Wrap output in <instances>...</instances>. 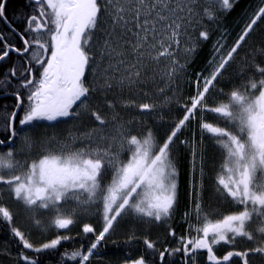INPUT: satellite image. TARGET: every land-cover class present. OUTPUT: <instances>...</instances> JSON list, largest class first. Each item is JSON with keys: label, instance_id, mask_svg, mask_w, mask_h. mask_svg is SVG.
Returning a JSON list of instances; mask_svg holds the SVG:
<instances>
[{"label": "snow or ice", "instance_id": "obj_1", "mask_svg": "<svg viewBox=\"0 0 264 264\" xmlns=\"http://www.w3.org/2000/svg\"><path fill=\"white\" fill-rule=\"evenodd\" d=\"M9 3L0 264H264V0Z\"/></svg>", "mask_w": 264, "mask_h": 264}, {"label": "trees", "instance_id": "obj_2", "mask_svg": "<svg viewBox=\"0 0 264 264\" xmlns=\"http://www.w3.org/2000/svg\"><path fill=\"white\" fill-rule=\"evenodd\" d=\"M19 3H22V0H10L9 10L11 11V9ZM256 3H258V0H240V4L236 8V11L232 13V16L229 18L228 22L234 23L238 19V17L240 16L241 12L244 9L248 8V6L250 4L254 5ZM249 11H251V9H249ZM207 48H208V46L205 45L204 51L201 53L200 57L197 58V62L193 65V68H198L200 63L203 62V58L206 57ZM8 100H9V98H6V102H8ZM186 135H188V134L186 133ZM187 170H188L187 158H182V160H181V174H180L181 197H180L179 207L177 209L176 215H175L174 220H173L174 226L180 223V216L185 211V207H186V203H187V197H186ZM177 232H178V234H180L179 228L177 229ZM157 233H160L162 235L163 229H161V228L154 229L153 233H152L153 238H155ZM71 234L75 235V229L73 230V232ZM113 238L116 239L117 243L113 244L111 241H108L107 246L104 249L105 260H110L113 262L118 261V262H120V264H122V261L126 257H128L129 255H131L133 258L136 257L139 254L138 249L142 250V248H143L142 244H133L131 246H126L123 243V241L125 239V235L122 232L118 231L116 236ZM65 247H68L69 250H71L72 246L66 244ZM77 247H78V245H77ZM63 250L64 249L61 248V251H63ZM93 264H97V262L94 261Z\"/></svg>", "mask_w": 264, "mask_h": 264}, {"label": "flooded vegetation", "instance_id": "obj_3", "mask_svg": "<svg viewBox=\"0 0 264 264\" xmlns=\"http://www.w3.org/2000/svg\"><path fill=\"white\" fill-rule=\"evenodd\" d=\"M0 105H2V104H4V103H11L12 101H11V99H9L8 100V102H6V98H0ZM4 239V237H3V235L2 234H0V240H3Z\"/></svg>", "mask_w": 264, "mask_h": 264}, {"label": "rangeland", "instance_id": "obj_4", "mask_svg": "<svg viewBox=\"0 0 264 264\" xmlns=\"http://www.w3.org/2000/svg\"><path fill=\"white\" fill-rule=\"evenodd\" d=\"M63 127V126H62ZM188 134V133H187ZM21 227H23V225L21 224Z\"/></svg>", "mask_w": 264, "mask_h": 264}]
</instances>
